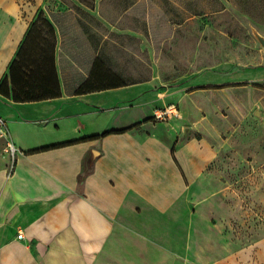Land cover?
Returning a JSON list of instances; mask_svg holds the SVG:
<instances>
[{"label": "rangeland", "instance_id": "obj_1", "mask_svg": "<svg viewBox=\"0 0 264 264\" xmlns=\"http://www.w3.org/2000/svg\"><path fill=\"white\" fill-rule=\"evenodd\" d=\"M13 1L30 26L37 0ZM43 3L44 19L68 21L55 27L60 40L67 29L87 40L80 62L96 59L93 84L137 86L93 98L104 110L64 122L61 131L73 136L77 125L110 129L150 121L147 133L157 136L104 142L98 180L105 195L119 200L135 180L147 184L155 203L180 196L187 228L199 231L197 261L264 264V46L257 38H264V0ZM62 76L69 93L77 78ZM172 107L173 114L156 118ZM54 133L45 138L52 141ZM166 151L178 171L168 168ZM170 239L178 248L185 238Z\"/></svg>", "mask_w": 264, "mask_h": 264}, {"label": "crops", "instance_id": "obj_2", "mask_svg": "<svg viewBox=\"0 0 264 264\" xmlns=\"http://www.w3.org/2000/svg\"><path fill=\"white\" fill-rule=\"evenodd\" d=\"M43 9V0H37V16ZM49 18L57 29V24L68 25L66 18ZM30 22L13 0H0V80L7 74ZM67 35L65 40L57 35L60 98L15 103L0 96V116L7 123L10 139L21 152L9 172L8 158L2 153L4 141H0V264H250L197 261L194 252L200 246L199 231L187 228L186 202L180 196L167 199L164 204L155 203L147 194V184L144 187L135 180L126 186L119 200L105 195V184L98 180L106 156L104 142L111 138L135 139L138 135L149 142L157 136L147 133L150 121L110 129L77 125L71 129L73 136L64 127L61 131L62 123L93 117L101 110L93 98L137 88L130 85L75 96V89L90 74L94 57L90 63L80 62L84 54L80 46L87 45V40L72 29H67ZM62 74L77 78L69 93H65ZM123 102L132 100L124 98ZM137 124L141 125L140 131L138 126L100 140L37 152ZM143 129L146 132L142 134ZM47 132H55L56 138L47 140ZM158 143L166 145L160 139ZM166 155L168 168L172 166L178 171L171 153L166 151ZM109 187L115 189L116 183L109 180ZM170 221L183 222L181 226L174 225L178 232L174 226L170 228ZM18 233L25 239L18 240ZM175 237L185 238L178 248L170 239Z\"/></svg>", "mask_w": 264, "mask_h": 264}, {"label": "trees", "instance_id": "obj_3", "mask_svg": "<svg viewBox=\"0 0 264 264\" xmlns=\"http://www.w3.org/2000/svg\"><path fill=\"white\" fill-rule=\"evenodd\" d=\"M56 47L55 26L50 20L44 19L40 12L37 19L29 26L14 59L8 66L7 74L0 80V96L15 103L41 102L60 98L61 84L56 67ZM97 64L94 58L90 74L75 89V96L125 87L116 84L109 86L93 84L94 68ZM99 76L102 79L103 75L99 74ZM139 125L121 131H105L79 141L45 147L37 152L65 147L78 142L100 140L109 135L123 134Z\"/></svg>", "mask_w": 264, "mask_h": 264}, {"label": "built area", "instance_id": "obj_4", "mask_svg": "<svg viewBox=\"0 0 264 264\" xmlns=\"http://www.w3.org/2000/svg\"><path fill=\"white\" fill-rule=\"evenodd\" d=\"M172 109H174V108L173 107L169 108L168 110H165L164 112H157L155 114V116L157 119H161L164 116H169V115L173 114L174 110H172ZM1 140L4 141L2 153L8 158V161H9L8 170H9V172H11L13 170L15 160H16L17 156L21 154V152H19L18 148L15 146V144L10 139V134H9V131L7 128V123L0 116V141ZM16 238L18 240L25 239V237L23 236L22 233H18Z\"/></svg>", "mask_w": 264, "mask_h": 264}, {"label": "water", "instance_id": "obj_5", "mask_svg": "<svg viewBox=\"0 0 264 264\" xmlns=\"http://www.w3.org/2000/svg\"><path fill=\"white\" fill-rule=\"evenodd\" d=\"M257 38H258L260 44H261L262 46H264V38H261V37H259V36H258Z\"/></svg>", "mask_w": 264, "mask_h": 264}]
</instances>
